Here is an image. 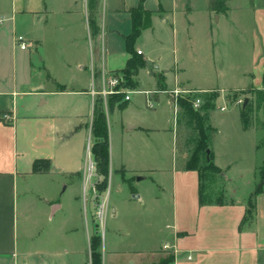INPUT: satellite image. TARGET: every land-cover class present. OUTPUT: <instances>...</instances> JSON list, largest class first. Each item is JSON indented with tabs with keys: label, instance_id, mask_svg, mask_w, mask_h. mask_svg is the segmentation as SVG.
<instances>
[{
	"label": "crops",
	"instance_id": "obj_1",
	"mask_svg": "<svg viewBox=\"0 0 264 264\" xmlns=\"http://www.w3.org/2000/svg\"><path fill=\"white\" fill-rule=\"evenodd\" d=\"M88 1L11 0L8 7H0V20H3L0 23V34L3 32V23L11 20L14 45L17 36H23L31 44L30 49L21 50L28 52L22 64L31 74L26 75L28 78H19L16 62L7 66L0 58V264H88V241L87 250H82L81 259L76 261L64 259L65 255L59 251L35 250L26 245L20 247L17 241V222L24 220V240H34L33 230L29 229L27 221L54 220L63 210V204L53 192L42 186V182L49 180L53 183L59 175L64 174L72 180L78 179L79 185L83 186L85 161L79 155L77 143L79 138L85 139L88 127L92 134L96 99H103L106 116L121 111V127L115 133L111 121L109 127L107 117L109 175L113 170L124 169L127 172L130 168L127 151L124 152L123 148L121 153H115L114 140L117 134L124 138L131 133L149 135L157 130L145 124L138 112L139 108L149 109L146 95L136 94L142 97V104H139L132 101V97L129 101L118 100L113 95L106 97L101 93L103 76L121 75L129 58L126 48L120 52L110 49L108 33L117 31L118 20L128 22L131 32L130 11L137 8L142 0H100L96 16L99 27L97 34H93L90 28ZM143 6L153 14L148 29L155 25L171 26L174 36L178 35L180 27L184 31L181 47L174 45L167 57H154L152 51L146 55L144 50L135 45V49L142 52L144 60L153 63L152 73L147 65L139 73V76L146 75L148 83L157 81L161 86L173 87L180 81L199 90H220L219 96L223 90L245 89L249 86L264 89V0H254L251 5L255 27L249 65L244 70L234 66L227 71L216 66L214 42L210 46L212 59L208 62V69L199 61L198 45L195 35L193 37L196 0H145ZM228 7L229 11L221 14L220 20H232V9L242 8L238 4H233L234 8ZM18 17L25 27L19 34ZM50 27L54 35H60L55 37L58 41L56 45L60 46L63 38L61 41H68L69 47L79 51L73 62L64 63L68 79L56 74V67L45 51V34ZM88 37L93 47V57L90 59ZM34 59H37V65ZM33 73L36 74L35 81L29 79ZM211 73L217 80H214L216 83L213 85L197 81L198 78L208 80ZM237 78L241 80L240 86L220 88L218 85L219 80L224 82ZM155 89L156 86L139 90ZM161 97L162 94L153 95L158 103ZM5 113L12 116V121L2 119ZM88 115L91 117L89 125ZM124 122L128 125L127 129L124 128ZM93 138L95 142L98 140ZM214 156L215 164L222 171L226 169L219 164L216 153ZM180 157L181 160L186 159L185 155ZM36 161L47 162L49 172L34 173ZM148 161L142 171L152 170ZM183 166L182 160L179 167L169 172L172 216L167 227L171 231L169 241L162 247L167 246L171 250L168 253L174 255L173 264H264V182L257 188H262V191L254 199L252 221L242 226L248 216L247 197L250 193L238 199L223 200L222 204L200 206L199 174L194 170H184ZM158 171L163 177L167 174L164 169ZM126 182L132 193H136L133 183L130 180ZM159 184L163 192L166 191L164 184ZM76 199L81 208L79 213L83 216L81 199ZM140 200L145 201L144 196ZM35 236L39 242L45 239L41 237L40 231ZM150 251L154 253V250ZM156 260L153 255H147L146 251L125 255L114 249L110 253H103V264H152Z\"/></svg>",
	"mask_w": 264,
	"mask_h": 264
},
{
	"label": "rangeland",
	"instance_id": "obj_2",
	"mask_svg": "<svg viewBox=\"0 0 264 264\" xmlns=\"http://www.w3.org/2000/svg\"><path fill=\"white\" fill-rule=\"evenodd\" d=\"M10 1L2 0L0 7L3 5L8 7ZM253 3L254 0H231L230 4L228 3L230 7H233V4H238L242 8L235 9L233 7L235 9H232L233 18L226 21L219 19L220 13L215 14L209 9V0H196L197 12L194 14L193 37L195 35L199 61L205 65V69H208V62L212 59L210 50L212 42L216 45V66L218 69L227 71L236 66L237 69L244 70L249 65L254 43L255 25L251 13ZM1 29L3 32L1 31L0 34V58L7 66L16 62L19 78H28L26 75H31L30 72L26 71L27 68L22 67L24 57L28 55V52H23L14 45L13 22L11 20L4 22ZM35 29H37V24H35ZM116 29L117 31L108 33L109 46L110 49L120 52L125 50V37L123 36L130 32V24L118 20ZM24 30L25 27L18 17V34ZM48 31V33L45 32L47 38L45 51L48 59L54 63L56 74L68 79L69 74L64 69V63L73 62L79 51L69 47L68 41H61L63 38L60 40V46L56 45L58 41L55 37L58 38L60 35H54L51 32V27ZM183 37L184 31L181 27L178 35L174 36L171 26L155 25L153 28L143 31L136 42V48L144 50L146 55L152 51L151 55L154 57L161 55L167 57L174 45H177L178 48L181 47ZM91 57H93V47L88 37V59ZM34 60L37 65V59ZM35 75L33 73L29 79L35 81ZM146 78L145 74L132 77L137 87L135 90L156 86V91H166L165 94H162L155 109H138L143 122L157 130L149 135L131 133L125 135L124 138L118 137L117 134L114 140L115 153H121V149L124 148V152L127 151L126 156L130 168L127 172L124 169L113 170L109 175L108 188L102 194L108 208L105 226L97 230L99 221L95 217L93 195L86 179L89 152L95 143L88 127L85 139L79 138L77 143L79 155H82L85 161L83 186L79 185L78 179L72 180L64 174L57 175L58 177L53 183L49 180L42 182V186L46 187V190L57 196V200L63 204V210L55 216L54 220H28L29 229H32L34 234L32 241L24 240L22 232L24 220H18L17 241L20 247L26 245L35 250L59 251L65 255L64 259L76 261L82 257L80 252L87 250L88 241V264H91L90 239L99 233L102 237V262L103 253H110L114 249L125 255L146 251L147 255H153L157 259L156 263L168 257V252L171 250L162 246L169 241V232L171 231L167 227L172 216L169 172L174 167H179L181 161L184 162L190 156L193 149L191 140L195 137V133L186 126L185 121L181 118L180 111L176 118L174 116L173 103L176 98L174 91H180L179 97L191 96L193 103L199 100V107L203 103L199 95L212 91L195 89L180 81L176 82L173 87L161 86L157 81L148 83ZM214 80L216 79L213 73L209 75L208 80L197 79L200 84L208 86L216 83ZM240 84V78L224 82L219 80L218 83L220 88L240 86ZM256 89L249 86L245 89L221 91L217 107L210 113V122L217 130L212 135L210 148L214 154H217L219 164L226 168L218 175L212 190H210L213 200L222 196L224 200L229 201L250 193L247 197V201H249L252 193L264 182V96L257 97ZM213 91L219 93L220 90ZM195 95L198 96L193 98ZM131 97L132 101L142 104L140 95L132 94ZM246 100L250 106L251 129L253 128L248 131L243 130L240 118ZM222 106H225V109H222ZM123 107L121 106V108ZM120 115L121 111L118 110L114 114L111 112L108 115V125L110 127L111 121L114 133L117 128L121 127ZM90 118L88 115V125ZM178 118L181 120L179 125L177 124ZM124 128H128L126 122H124ZM177 143L181 145L182 153L185 154L186 159H180L183 154L179 155ZM147 160H149L147 163L152 170L142 171L145 169L144 165ZM160 169L167 171L165 177L158 171ZM123 179L130 180L137 192L133 194L129 183ZM160 182L164 184L166 191L163 192ZM141 196H144L145 201L140 200ZM77 197L81 199L83 216L79 213L81 208L76 202ZM35 199L38 200V197ZM39 231L41 237H45L42 242H39L40 240L35 236ZM150 250H154V253H151ZM119 258L121 259L122 256Z\"/></svg>",
	"mask_w": 264,
	"mask_h": 264
},
{
	"label": "trees",
	"instance_id": "obj_3",
	"mask_svg": "<svg viewBox=\"0 0 264 264\" xmlns=\"http://www.w3.org/2000/svg\"><path fill=\"white\" fill-rule=\"evenodd\" d=\"M130 11L132 29L130 34L125 36V48L129 54L125 68L121 71L124 81L118 87L122 90L121 93L113 95L118 100H125L126 91L135 90V81L132 77L138 76L141 69H144L147 62L144 60L142 54H139L135 49L136 42L141 37L144 30L148 29L152 23V12L144 9L143 2ZM229 0H209V9L216 13L227 14L229 11L228 7ZM100 0H89V24L93 34H97L99 27L97 25L96 16ZM125 77V78H124ZM257 97L264 96V90H255ZM195 95L193 98L197 97ZM203 103L199 108H194L193 100L191 96L187 98H179L178 107L181 118L185 121V124L194 133L195 137L191 140L193 149L190 156L184 160V170H194L199 174V195H200V206L211 205V204H222L224 199L222 196L216 200L212 199L211 191L213 185L216 182L218 175L222 173V170L215 164V156L211 150V138L212 135L217 132L216 128L210 122V113L215 110L216 102L219 98L217 91L203 93L199 95ZM241 123L244 131H248L252 127L251 123V110L249 104L243 106L241 110ZM177 124H180V119H177ZM93 136L98 139L92 146V154L97 164V170L99 175L102 177V182L98 185L99 192H104L108 188L109 179V137H108V126L107 116L104 110L103 99H96L94 121H93ZM179 155L183 154L181 145L177 143ZM182 156V155H181ZM180 158V157H179ZM181 159V158H180ZM50 167L45 161H36L33 167L34 173H47ZM262 191V188L255 190L252 193L250 200L248 201L249 209L248 216L243 220V224L252 221L254 211V199ZM102 237L99 234H95L90 239V251H91V264H103L102 262ZM174 255L169 254L165 260H161L158 263L152 264H173Z\"/></svg>",
	"mask_w": 264,
	"mask_h": 264
},
{
	"label": "built area",
	"instance_id": "obj_4",
	"mask_svg": "<svg viewBox=\"0 0 264 264\" xmlns=\"http://www.w3.org/2000/svg\"><path fill=\"white\" fill-rule=\"evenodd\" d=\"M2 22H3V20H0V23H2ZM15 45L17 47H19L21 50H28L31 48V44L23 36H17L16 37ZM138 53L142 54L141 51H138ZM123 81H124L123 76L119 75V74L109 75L107 77L103 76L102 91H101L102 95L107 97L110 95H116V94L121 93L122 90H119L118 87L122 84ZM140 93L147 96V98H146L147 107L149 109H155L158 102H157V100H155L153 98V95L165 94L166 91L128 90V91H126L125 100L129 101L131 99L132 94H140ZM174 93L176 95V98H175V101L173 103V112H174V116L176 118L178 116V112H179V107H178L179 98H182V97H179V93H180L179 90H175ZM199 104H200L199 100L197 102L193 103L194 108H196V107L199 108ZM222 109H225V107ZM2 119L5 121H12L13 118L9 113H5V114H3ZM86 173H87V177H86V174H85V177H86L87 182L90 186V190H91L92 195H93V203H94V206L96 209L95 217L98 219L97 221H99V224L97 225V230H98V228L105 226V222H106L105 219L107 216L108 208H107V203L105 202V199L102 196V194H104V192L101 193V192H99V189H98V185L102 182V177L98 173L97 164H96L94 156L92 154V147H91V151L89 152V158H88V163H87V167H86ZM166 248H167V246H166Z\"/></svg>",
	"mask_w": 264,
	"mask_h": 264
},
{
	"label": "water",
	"instance_id": "obj_5",
	"mask_svg": "<svg viewBox=\"0 0 264 264\" xmlns=\"http://www.w3.org/2000/svg\"><path fill=\"white\" fill-rule=\"evenodd\" d=\"M152 67H153V63H152V61L148 60V61H147V68H148L149 72H151V73H152ZM247 104H248V100L245 101L244 107H245ZM139 180H140V178H139Z\"/></svg>",
	"mask_w": 264,
	"mask_h": 264
}]
</instances>
